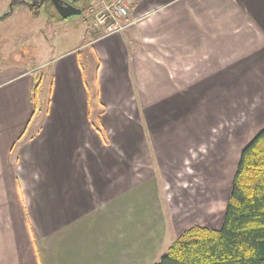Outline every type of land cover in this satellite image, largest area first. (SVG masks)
Returning a JSON list of instances; mask_svg holds the SVG:
<instances>
[{
	"label": "crops",
	"instance_id": "obj_1",
	"mask_svg": "<svg viewBox=\"0 0 264 264\" xmlns=\"http://www.w3.org/2000/svg\"><path fill=\"white\" fill-rule=\"evenodd\" d=\"M124 1V30L88 28L92 39L44 63L40 104L34 68L0 70V264H109L119 245L122 258L137 257L136 244L148 252L147 237L117 242L119 217L135 210L119 206L164 182L173 159L192 158L163 151L166 124L196 129L189 144L201 138L214 159L234 160L264 128V0ZM222 191L209 199L221 197L218 224L202 226L220 228Z\"/></svg>",
	"mask_w": 264,
	"mask_h": 264
},
{
	"label": "rangeland",
	"instance_id": "obj_2",
	"mask_svg": "<svg viewBox=\"0 0 264 264\" xmlns=\"http://www.w3.org/2000/svg\"><path fill=\"white\" fill-rule=\"evenodd\" d=\"M11 1L0 0V16L10 11ZM65 1L78 7L81 4L75 0ZM104 1L109 3L112 0ZM93 2L87 12L66 18L59 16L53 3H50L52 7H48V3H45L37 16L32 15L28 7L19 5L9 17L0 19V70L9 65H21L22 70L34 68L32 73L38 77L37 82H41L37 91L39 104L41 95L43 98L45 90L50 86L48 72L51 69L44 63L62 55L72 46L78 43L81 45L83 41L86 43L92 39L94 36L88 28L92 30L98 28L99 34H105L106 25L110 22L101 25L97 21V14L104 5L103 0ZM121 20L122 23L126 22L125 18ZM81 53L83 60L91 69L94 57L91 46L84 47ZM158 121L163 124L162 118ZM145 125H143L144 132L147 140L149 138L148 145L151 147L153 133L149 129L156 130L153 127L154 119L151 117L149 125L146 123ZM172 125L174 124L167 123L163 128L164 134L169 135L166 136V142L162 141L163 151L170 152L175 148L183 154L189 148L192 158L173 159L172 162L175 164L169 165L164 182L157 180L158 184L155 180H151L139 190L128 194L130 198L128 201L124 199L120 202L119 209L124 210L129 207L132 201L135 210L132 216L130 212L128 213L130 219L119 217L117 242L119 238H123L124 241L141 243L150 238V248L147 252L146 246L138 248L136 244L132 248L135 253L137 251L138 256L132 258L130 255L129 258H122L119 256L121 252L119 245L118 248H112V263L109 264L157 263L179 234L188 227L192 225L211 227L219 222L223 210L221 197H215L211 201L209 199L216 196V191H219L221 196L220 193H223L222 190L227 186L229 190L231 189L239 159H232L231 151L230 158L214 159L208 151L205 152V144L198 143L201 138L192 139L189 144V138L195 136L196 129L184 127L179 135L177 127L174 128ZM229 149L234 150L231 143ZM153 162L155 163V160ZM211 170L212 174H210ZM157 236L160 238L164 236L163 248L161 242L159 245L155 244ZM132 248L127 252L128 255Z\"/></svg>",
	"mask_w": 264,
	"mask_h": 264
},
{
	"label": "trees",
	"instance_id": "obj_3",
	"mask_svg": "<svg viewBox=\"0 0 264 264\" xmlns=\"http://www.w3.org/2000/svg\"><path fill=\"white\" fill-rule=\"evenodd\" d=\"M75 1L85 13L95 0ZM45 3L52 0H12L0 19L19 5L37 16ZM39 85L33 89L35 103ZM154 264H264V128L241 151L220 228L188 227Z\"/></svg>",
	"mask_w": 264,
	"mask_h": 264
},
{
	"label": "built area",
	"instance_id": "obj_4",
	"mask_svg": "<svg viewBox=\"0 0 264 264\" xmlns=\"http://www.w3.org/2000/svg\"><path fill=\"white\" fill-rule=\"evenodd\" d=\"M103 4V7L100 8L97 14V21L101 25H106L107 21L110 22L106 25L104 35L124 30L127 23H122L121 19L125 18L127 20L130 15V8L128 4L124 0H112L109 3H105L103 0Z\"/></svg>",
	"mask_w": 264,
	"mask_h": 264
},
{
	"label": "water",
	"instance_id": "obj_5",
	"mask_svg": "<svg viewBox=\"0 0 264 264\" xmlns=\"http://www.w3.org/2000/svg\"><path fill=\"white\" fill-rule=\"evenodd\" d=\"M52 3L54 4L59 15L63 18L82 13V9L80 7L68 3L65 0H52Z\"/></svg>",
	"mask_w": 264,
	"mask_h": 264
}]
</instances>
